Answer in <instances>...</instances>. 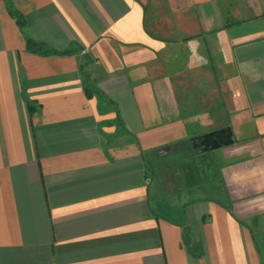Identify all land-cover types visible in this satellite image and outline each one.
<instances>
[{"label": "crops", "instance_id": "crops-1", "mask_svg": "<svg viewBox=\"0 0 264 264\" xmlns=\"http://www.w3.org/2000/svg\"><path fill=\"white\" fill-rule=\"evenodd\" d=\"M0 264H264V0H0Z\"/></svg>", "mask_w": 264, "mask_h": 264}, {"label": "trees", "instance_id": "trees-1", "mask_svg": "<svg viewBox=\"0 0 264 264\" xmlns=\"http://www.w3.org/2000/svg\"><path fill=\"white\" fill-rule=\"evenodd\" d=\"M12 15L16 18L19 27L23 30L25 25L24 18L16 13H12ZM27 50L30 53L38 54L41 56H49V55L71 56L77 53L76 48H72L64 52H57L53 49H50L45 43H38L30 38H27ZM85 92L89 96V98L94 97L95 91L93 90V86L91 85L89 80L86 81Z\"/></svg>", "mask_w": 264, "mask_h": 264}, {"label": "water", "instance_id": "water-1", "mask_svg": "<svg viewBox=\"0 0 264 264\" xmlns=\"http://www.w3.org/2000/svg\"><path fill=\"white\" fill-rule=\"evenodd\" d=\"M226 131H221V132H213V133H209V134H205L196 138H193L190 140V145L194 151L195 154H197L199 151H208V147L210 144H208V142L213 138V137H219V135L224 134ZM201 144H204V146H201ZM228 143H225V145H227ZM212 149L214 148H218L220 147V145H217L216 143H212L211 144ZM181 145L177 144V145H173L167 148L162 149L163 151L166 152H171L176 148H180Z\"/></svg>", "mask_w": 264, "mask_h": 264}, {"label": "rangeland", "instance_id": "rangeland-1", "mask_svg": "<svg viewBox=\"0 0 264 264\" xmlns=\"http://www.w3.org/2000/svg\"><path fill=\"white\" fill-rule=\"evenodd\" d=\"M191 153H192V151H191ZM207 155H209V156H207L206 158H204V161H205L204 164H205V166L207 165V166L211 167L212 164H213L212 167L215 170L216 169V162L215 161L214 162L212 161V157L210 156V153L207 154Z\"/></svg>", "mask_w": 264, "mask_h": 264}, {"label": "flooded vegetation", "instance_id": "flooded-vegetation-1", "mask_svg": "<svg viewBox=\"0 0 264 264\" xmlns=\"http://www.w3.org/2000/svg\"><path fill=\"white\" fill-rule=\"evenodd\" d=\"M217 139H219V141H220V139H222V136L219 135V137H217ZM211 143H212V139L208 142V144H211ZM201 146H204V144H201Z\"/></svg>", "mask_w": 264, "mask_h": 264}]
</instances>
